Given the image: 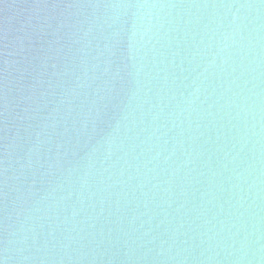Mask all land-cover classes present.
I'll list each match as a JSON object with an SVG mask.
<instances>
[{"label":"water","instance_id":"1","mask_svg":"<svg viewBox=\"0 0 264 264\" xmlns=\"http://www.w3.org/2000/svg\"><path fill=\"white\" fill-rule=\"evenodd\" d=\"M0 264H264V0H0Z\"/></svg>","mask_w":264,"mask_h":264}]
</instances>
